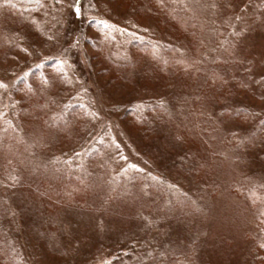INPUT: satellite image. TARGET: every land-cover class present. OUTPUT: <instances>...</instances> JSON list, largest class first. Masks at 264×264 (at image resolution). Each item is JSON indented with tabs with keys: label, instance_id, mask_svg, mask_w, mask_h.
Returning <instances> with one entry per match:
<instances>
[{
	"label": "rangeland",
	"instance_id": "1",
	"mask_svg": "<svg viewBox=\"0 0 264 264\" xmlns=\"http://www.w3.org/2000/svg\"><path fill=\"white\" fill-rule=\"evenodd\" d=\"M200 1L211 7L217 21L228 25L230 42L226 48L231 47L230 59L236 62L224 66V72L245 82L249 89L237 96L209 99V112L226 132L238 133L241 140V146L236 144L231 150L237 159L226 160L219 169L221 189L210 197L202 191V183L197 184L204 176L196 175L194 181L188 175L182 148L169 131L155 128L153 132L148 127L146 137L132 129L124 118L129 108L141 110L156 103L175 114L184 105L183 88L193 84L181 78L180 73L151 77L143 74L141 68L115 78L107 60V47L116 57L128 60L129 44L134 40H147L157 48L174 44L139 7L128 6L124 0H38L35 10L34 4L28 3L22 15L11 14L3 19L0 127L16 132L23 139L27 154L38 160L28 171L26 163L22 167L7 160L5 152L0 153V229L13 252L10 261L263 264L253 260L252 241L246 235V228L251 231L254 225L246 217L241 199L226 188L236 178L264 186V0ZM17 6L14 4V8ZM177 31L179 37L185 38L182 28ZM226 52L223 48L208 49L204 55L223 57ZM42 73L51 77L49 85L42 88L52 103L49 110L60 114L66 110L64 105L77 103L85 114L79 128L68 134L56 136L51 126L52 139L43 137L39 123L27 118L22 122L19 111L18 102L26 96L17 91L25 85L28 94L32 86H38ZM196 140L197 143L190 140L185 133L187 147L200 146L202 141ZM39 145L41 148L36 147ZM89 158L106 166V171L99 170ZM41 169L74 170L102 183L127 185L131 194L137 193V186L148 189L152 184L169 203L178 200L206 209L209 214L195 215L197 219L192 221L194 217L174 212L169 206L160 212L148 208L147 202H138L143 207L137 209V202L127 196L116 204V212L97 215L86 209L85 203H90L93 195L89 190L83 191L85 188L43 196L21 186L22 181ZM77 202L84 204L83 209L74 207ZM44 203L48 204L47 211ZM34 205L47 215L58 214V221L47 223ZM52 226L56 230L50 233Z\"/></svg>",
	"mask_w": 264,
	"mask_h": 264
},
{
	"label": "trees",
	"instance_id": "2",
	"mask_svg": "<svg viewBox=\"0 0 264 264\" xmlns=\"http://www.w3.org/2000/svg\"><path fill=\"white\" fill-rule=\"evenodd\" d=\"M124 1L128 6L139 7L154 22L157 28H163L174 44L157 48L147 40H134L129 44L128 60L116 57L107 47V60L115 78H121L124 73L141 68L143 74L146 73L151 77L162 73L167 76H172L173 73H180L181 78H187L190 83H193L191 88H183V91H185L184 105L177 113L173 114V111L156 103L150 106L146 105L141 110L137 107L132 110L129 108L125 112L124 118H126L132 129L146 137L149 136V132L146 129L148 127L153 132L155 128H160V130H165L166 132L169 131L173 141L182 148L184 153L183 161L188 167V175L194 181L196 175L201 177L203 175L204 178L199 180L197 184L201 182L202 191L210 197L221 189V183H218L217 179L219 169L222 168V164L226 160L237 159L231 150L234 151L236 144L241 146L239 144L241 140L238 133L226 132L214 115L209 112L207 107L209 99L213 98V101H215L217 100L216 98L224 97L225 95L233 94L237 96L242 94L241 92L244 89L249 90L245 82L234 77L230 78L224 72V66H230L236 62V60L232 61L230 59L231 47L226 48V45L230 42L227 41L228 25H225V22L217 21L211 7H205L200 0ZM28 3L34 4V10L36 9L35 7L39 6L38 0H2L0 2V26L5 17L11 14L22 15L26 7H28ZM14 4H18L17 8H14ZM166 27L174 29L176 32L173 34V30H167ZM178 28H182L185 31V38L178 36ZM102 45H104V41ZM222 48L227 50L223 57L215 56L209 58L204 55V52L208 49L218 51ZM50 80L49 73L40 74L37 79L38 86H32L28 94L24 90L25 85L22 90L17 91L20 94L24 93L26 96L25 100L17 102L20 107L22 122H24V118H27L28 121L39 123L43 137L51 138V126L54 128L53 134L56 136L64 133L68 134V132L73 131L72 129L76 130L79 128V121L85 114L83 107L77 103L72 106L64 105L66 110L60 114L49 110L52 103L46 99V94L42 91V88L48 86ZM55 127H58V129ZM185 133L195 143H197L196 139L202 141L201 144L203 146L200 144L197 148L192 149L184 145ZM40 143L44 146V141ZM41 145L36 147L41 148ZM2 152L8 154L6 158L11 162L20 163L22 167L23 163H26L28 171L30 169L29 166H35L38 161L33 159L32 155L27 154V147L16 132L8 129L2 130L0 127V153L2 154ZM89 160L91 159L89 158ZM91 161L95 164L94 158ZM95 165L99 170L106 171L107 169L106 166L100 164L97 160ZM13 168L15 167H11V169ZM15 171L20 173L19 169H15ZM20 184L23 188L27 186L29 189L40 192L43 196L49 193H58L59 195L69 192L73 193L78 189L82 190L85 188L83 191L89 190L93 195L91 202L87 201L85 203L86 209L102 216L107 214L108 211L116 212L118 209L116 204L121 199L127 198V196L131 199L130 201L137 202V209L143 207L138 202L140 204L147 202L146 206L148 208L150 207L160 212L166 211L165 207L169 206L174 212L176 211L186 216L194 217L197 215L198 217L204 212L209 214L206 209L181 203L180 201L178 203V200L170 201L169 203L165 199L164 193L152 184L148 185V189L137 186V193L131 194L130 189H126L127 185L123 187L122 185L116 186V184L104 181L102 183L98 179H92L88 174H79L74 170L70 172L68 170L61 171L60 169H41L38 173L29 177L27 181H22ZM226 189L241 199L242 209H244L246 217H249L254 225V229H251V231L246 228V235L252 241L250 252L254 261L264 264V247H262L264 245V186L258 185L249 179L236 178L235 180L232 179ZM47 205V203H44L46 211L48 210ZM83 205L82 202H77L74 207L83 209L81 207ZM34 206L35 211L44 216L47 223L51 222L54 224V222L58 221V214L47 215V213L37 210L36 205ZM2 207L3 204L0 202V214ZM197 217L191 220L194 221ZM46 225L51 226L49 224ZM50 229V233H52L56 230V227L52 226ZM2 235L3 232L0 229L2 264H20V262L10 261L13 259V252L4 242ZM173 263L175 264V262Z\"/></svg>",
	"mask_w": 264,
	"mask_h": 264
},
{
	"label": "snow or ice",
	"instance_id": "3",
	"mask_svg": "<svg viewBox=\"0 0 264 264\" xmlns=\"http://www.w3.org/2000/svg\"><path fill=\"white\" fill-rule=\"evenodd\" d=\"M75 11H76L77 13H79V8L75 9ZM262 247H264V245H262Z\"/></svg>",
	"mask_w": 264,
	"mask_h": 264
}]
</instances>
